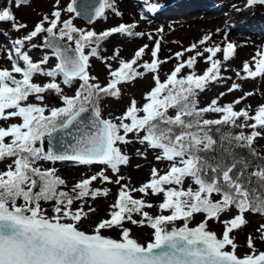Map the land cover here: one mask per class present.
Returning a JSON list of instances; mask_svg holds the SVG:
<instances>
[{"label":"snow or ice","instance_id":"obj_1","mask_svg":"<svg viewBox=\"0 0 264 264\" xmlns=\"http://www.w3.org/2000/svg\"><path fill=\"white\" fill-rule=\"evenodd\" d=\"M17 6L27 0H15ZM57 4L59 0H56ZM264 5V0H247V5ZM111 0H99L91 10L77 11L76 0L67 5L69 13L83 14L85 18L94 20L105 14L106 8H112ZM158 5L150 4L149 10L155 11ZM119 15V13H117ZM51 19L45 15L36 23L34 30L14 43L17 59L11 53L8 59L12 67L0 69V121L11 118L19 119V123L0 126V161L11 159V164L5 170H0V264H264V251H257L252 235L247 237L249 253L237 254V243L230 233L246 225L245 214L249 211L264 214V159L256 166V170L248 173L249 162L239 160L235 156L230 162L209 157L206 154L214 151L217 141L210 135L212 125L230 124L237 126V120L244 118L254 121L252 124H240L253 129L250 135L243 132L231 137H222L229 143L246 144L252 148L254 139L261 135L255 129L264 128V104L257 107L255 114H249L246 109L235 111L233 104L219 106L213 99L204 108H197L195 94L203 90L207 83L217 80L220 75L221 62L215 59L216 54L223 51V59L229 60L234 54L235 45L226 43L205 47V57L210 66L203 74L194 71L186 76H178L187 66L193 68L197 56L203 53L197 51L196 56L178 63L170 75L161 82L158 75H154L155 86L145 94L146 102L141 108L137 107L133 99L124 114L116 119L101 118L98 101L101 94L119 96L117 85L122 81L133 80L142 76L134 65L144 55L148 45L140 47L132 59H120L119 67L110 71L112 79L105 87L91 83L95 77L88 73L89 56L97 55V48L92 47L86 54L85 48L109 37L113 33H133L134 25L120 24L99 34L94 31H84L74 26L71 19L61 20V9L51 12ZM16 18L9 8L0 10V22H13L12 26L20 30L26 25L15 22ZM47 22V27H45ZM58 25H62L59 26ZM56 30V31H54ZM46 32V46L53 50L57 59L54 68L45 71L41 65L48 62L45 55L39 62H33L27 52H22L24 41H30L37 34ZM66 38L73 41L74 48L62 45ZM151 38V37H150ZM211 39L210 34L203 36L198 42L204 45ZM197 44H192L184 51H192ZM160 42L157 40L152 49L151 62H145V71L156 72L161 61L158 59ZM184 52L175 53L179 60ZM23 61V67L18 63ZM255 70L250 68L249 62L243 64V71L248 77L264 74V49L258 50L252 57ZM109 67H111L109 65ZM13 73L20 74L17 79ZM42 74L52 79L43 85L34 83V74ZM239 75V73H238ZM63 77V84L70 85L78 78L82 83L72 96L64 95L56 77ZM233 84L229 92L238 88ZM46 91H54L61 100L62 106L48 108L43 105ZM252 93H246V96ZM41 103L28 102L29 97ZM224 95V93H221ZM240 99H243L241 97ZM234 103H240L236 100ZM92 107L90 117L82 114ZM175 109V116H169L168 110ZM47 111V115L45 112ZM142 112L143 115H139ZM216 112L223 115L219 119H202L203 113ZM130 120V123H125ZM75 129V135L69 130ZM123 130V135L121 134ZM143 130L146 134L141 143L147 142L149 147L161 150L157 160L170 162L163 175L152 169V179L138 189L129 190L121 185L115 203L110 205L108 218L100 219L91 231L80 228L88 212L83 207L73 209L74 200L85 196L107 195V189H92L90 185L100 178L109 181L110 177L104 171L96 173L78 181L72 188L75 195L60 189L65 181L54 168L42 169L35 166L37 161H72L79 164H104L115 173L118 165L127 164L128 156L122 154L117 142L128 143V133ZM218 131V129H217ZM63 132V135H58ZM64 136H71L65 141ZM47 138V151L37 142L43 144ZM252 154L256 155L252 149ZM123 177H118L120 183ZM186 179L191 185L182 187ZM167 186V187H166ZM38 189V190H37ZM163 194V201L158 205L162 211H169V215L151 216L144 208L153 207L143 199H136L130 191ZM213 194H219L220 199L214 200ZM22 199L23 204L17 201ZM41 201H54L52 211L48 216L41 207ZM234 206L238 214L223 221L225 227L222 237L207 229V221L219 220L222 213L230 211ZM195 213H204L205 220L196 227H189L188 221ZM134 214L141 219H134ZM183 220L182 227H175L174 222ZM133 225H147L153 230L152 238L141 244L131 236V229L125 223ZM167 225H173L169 230ZM112 228L121 229L120 239H113L103 235L102 230ZM256 231L260 239L264 240V224ZM226 246H230L228 250Z\"/></svg>","mask_w":264,"mask_h":264},{"label":"rangeland","instance_id":"obj_2","mask_svg":"<svg viewBox=\"0 0 264 264\" xmlns=\"http://www.w3.org/2000/svg\"><path fill=\"white\" fill-rule=\"evenodd\" d=\"M220 1L224 3H220ZM246 1L213 0L212 7L218 12L215 17H219V20L213 22L206 18V12L201 13L199 11H194L191 14L186 11L184 14H171L168 16L159 13L153 17L156 10L166 3L161 0H111L112 8H106L104 16L96 18L88 24L82 18L76 17L74 13L66 11L67 5L72 0H59L58 4L56 0H27L26 3H21L19 6H17L15 0H0V10L9 8L16 18L15 22L26 25V27L16 30L12 26L13 22H0V69H11L12 63L8 59L10 53L13 59H17L14 48L18 46L14 42L17 39H22L34 30L36 23L40 22L45 15L51 19V12L59 8L61 9V20L71 19L75 27L84 31L93 30L99 34L120 24H125L134 25L131 31L142 34L140 36H129L126 33H113L109 37L101 40L102 42L100 41L99 45L93 44L85 48L86 54L91 52L92 47L97 48V55L89 56V67L87 70L90 77L96 78L95 80H90L91 83H97L101 87H105L112 79L110 71L119 67L120 59L130 60L140 47L148 45L144 55L138 60L137 65H134L136 71L142 72L143 75L133 80L120 82L117 85L120 93L118 97L106 94L100 95L98 106L101 116L104 119H112L114 122L119 123L116 118L124 114L133 99L136 101L137 107L141 108L146 102L145 94L155 86L154 75H158L160 81L163 82L178 63L186 61L191 56H196L197 51L203 53V55L196 57L193 68L189 69L185 66L178 76H184L186 73L189 74L193 71L198 75L203 74L210 66V63L205 59L209 54L203 51L204 48L220 45L221 49H223V46L228 42L235 45L234 54L227 61L223 59L222 50L216 54L214 58L221 62L220 75L217 80L210 81L212 83L208 82L209 84L202 91H196L194 97L196 106L197 108L207 107L215 99L221 107L227 104H233L235 111L246 109L251 116L255 114L259 105L264 104V74L256 77H248L247 73L243 71V64L247 61L249 62L250 68L253 71L255 70V63L252 57L258 50L264 49V34H246L242 32L241 27L248 22L249 17L252 15H264V11L262 10L264 6L249 11L248 7L244 8ZM150 4L158 5L155 11L149 10ZM237 19L242 20L239 26L237 25ZM47 26V22H45V27ZM208 34H210L211 39L205 42L204 45H200L198 42L203 36ZM47 35L46 32L39 33L30 41H24L23 45L20 46L21 51L27 52L33 62H39L47 55L48 62L41 65L45 71L54 68L57 63L56 57L52 54L53 52L43 46V40ZM63 40L73 48L75 47L73 41H68L66 38ZM157 40L160 42L158 59L161 63L158 65L156 72L153 73L151 71H145L142 65L145 62L150 63L153 59L151 52ZM192 44H197V48L192 51H184L190 48ZM177 52H184V55L179 60L175 56ZM18 63L23 67V61L18 60ZM13 75L17 79L20 78V74L13 73ZM51 79V77L39 73L33 76V82L41 85L49 82ZM62 81V76L56 77V82L60 84L63 94L68 96L74 95L80 80L76 78L70 85H65ZM234 83L238 84L239 87L229 92L228 89ZM221 93H224V95H221ZM246 93L252 94L246 96ZM42 95L44 96L42 103L48 108L62 106L63 102L60 96L54 91H46ZM241 97L243 99H240ZM236 100H240V103H234ZM28 102L41 103L35 99V95L30 96ZM89 107L92 108L91 106ZM45 114H48L47 111ZM139 115H143V113L140 112ZM168 115L175 116V109H169ZM222 115V113L207 112L203 113L202 119L215 120ZM242 121L245 125L254 123L251 119L245 120L242 118ZM19 122V119L11 118L8 121H0V126H7V124ZM130 122V120H125V123ZM243 128L242 132L246 135H250L253 131L252 128L247 126ZM255 131L260 132L261 135L254 139L252 146L264 156V128L258 127ZM121 134H124L122 129ZM145 134L143 130L139 133L131 132L126 137L127 141H129L128 143L117 142L116 146L120 148L122 154L128 156L129 160L127 164L118 165V172L115 173L109 166L104 164L93 163L85 165L70 161L45 160L36 162L35 166H39L42 169L54 168L56 175L65 181V184L61 185L60 189L68 192L70 195H75L72 192V188L83 178L95 175L101 170L104 171L105 175L110 177L109 181H103L98 178L90 185V190L107 189V195L101 194L96 197L88 195L80 200H74L72 205L73 209L83 207L85 212H88L89 208L94 209V211L89 212L88 218L84 219L80 224L82 230L91 231L100 219L108 218L110 205L115 203L118 193L121 190V185H126L129 190L138 189L152 179L151 173L153 168L157 169L160 175H163L168 169L170 165L169 161L156 159L158 155H161V150L149 147L147 142L141 143V138ZM45 143L46 138L42 145L40 142H37L36 146H42L45 149ZM9 164H11V159L0 161V170H5ZM118 177H123L119 184L116 183ZM190 185L193 188L196 187L190 179H186L182 187L186 189ZM130 194L136 199H143L153 205L151 208H144V211H147L151 216L170 214L169 211H162L158 207L163 201L162 193L153 195L149 189L147 194L138 191H130ZM212 198L219 200L221 197L219 194H213ZM17 203L23 204L24 202L20 199ZM40 203L49 217L54 215L52 211L54 201H41ZM237 214L238 210L232 206L230 211H226L220 215L219 220H208L207 229L216 233L218 238L222 237L225 227L223 221L234 218ZM133 218L139 220L141 216L134 214ZM245 219L247 221L246 225L230 233L235 238V243L238 245L236 251L240 256L250 251L247 247V237L249 234L253 237L255 249L257 251H264V240L260 239V234L256 231L261 224H264V214L249 211L245 214ZM204 220V213H195L189 219L188 226H197ZM183 223V220H177L175 221V227L179 228ZM124 226L131 229L130 234L132 238L141 244H146L152 238L153 230L147 223L144 225H133L130 222H126ZM102 231L108 237L120 239L121 229L119 228ZM226 247L228 250H231L230 246Z\"/></svg>","mask_w":264,"mask_h":264},{"label":"trees","instance_id":"obj_3","mask_svg":"<svg viewBox=\"0 0 264 264\" xmlns=\"http://www.w3.org/2000/svg\"><path fill=\"white\" fill-rule=\"evenodd\" d=\"M186 75H188V73H186L184 76ZM240 124H243L242 118L237 120V126L230 124L212 125L210 135L213 136L217 143L214 146V151H211L206 155L209 157H217L218 159L224 160L225 162H230L233 156L239 160H247L249 162L247 172L251 173L255 171L252 168H256V166L261 163V160L264 159V156L258 153L253 147L250 149L246 144H237L235 141L229 143L227 139H221L222 137H234L240 134L244 129L238 126ZM252 149L255 150L256 155L252 154Z\"/></svg>","mask_w":264,"mask_h":264},{"label":"bare ground","instance_id":"obj_4","mask_svg":"<svg viewBox=\"0 0 264 264\" xmlns=\"http://www.w3.org/2000/svg\"><path fill=\"white\" fill-rule=\"evenodd\" d=\"M166 2L167 8H164L160 12L166 16L171 14H184L186 11L191 14L194 11L206 12L208 20L216 22L219 17H215L218 12L215 8H212L213 0H161ZM223 1H220V3ZM224 3V2H223ZM159 13H155V17ZM197 16V15H196ZM152 17V16H151ZM242 23L241 19H237V25ZM244 23V22H243ZM242 32L251 35L264 34V15H253L249 18L248 22L241 27ZM102 42V41H101Z\"/></svg>","mask_w":264,"mask_h":264},{"label":"water","instance_id":"obj_5","mask_svg":"<svg viewBox=\"0 0 264 264\" xmlns=\"http://www.w3.org/2000/svg\"><path fill=\"white\" fill-rule=\"evenodd\" d=\"M99 3V0H76V7H77V11L82 12V10H86L89 12V14H91V10ZM76 16L83 18L87 23L93 22L94 20H89L87 18H85V16L83 14L81 15H77V13H75ZM62 45L65 46H70L69 44H67L64 41H61ZM44 46H46V41H44ZM47 47V46H46ZM71 47V46H70ZM49 48V47H48ZM72 48V47H71ZM51 49V48H50ZM92 114V109L88 108V111L84 114H82L85 117H90ZM102 118V117H101ZM65 131H71L73 135H75V129L71 128L69 130H65ZM58 135H63V132L59 133ZM64 140L65 141H69L71 140V136H64ZM46 147L48 148V141H46ZM173 225H167L168 229L170 230L171 227ZM175 226V223H174ZM183 226V224H182ZM181 226V227H182ZM104 235V234H103ZM106 236V235H105Z\"/></svg>","mask_w":264,"mask_h":264}]
</instances>
